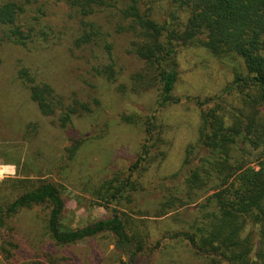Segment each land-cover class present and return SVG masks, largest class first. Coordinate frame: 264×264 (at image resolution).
<instances>
[{
	"label": "trees",
	"instance_id": "trees-1",
	"mask_svg": "<svg viewBox=\"0 0 264 264\" xmlns=\"http://www.w3.org/2000/svg\"><path fill=\"white\" fill-rule=\"evenodd\" d=\"M38 2H0V31L20 49L30 50L28 44L36 36L43 41L37 40L38 45L42 46L46 41L45 32H34V23L42 15V5ZM45 2L63 4L79 18L77 36L73 40L75 48L90 50L91 55L101 49L105 54L107 62L91 68L102 85L124 81L121 70H116L114 47L108 40L112 34L125 36L126 54L140 67L127 76L124 84L119 83L116 89L120 95L153 91L157 95L158 109L176 104L179 99L174 98L173 91L178 79L177 51L186 47L201 48L214 58L237 63L239 68L234 70V85L256 91L250 103L253 110L264 107V0ZM32 3L38 4L35 20L27 14ZM31 49L38 50L36 46ZM20 63L16 78L20 90L35 105L41 117L51 120L57 135L73 126L75 120L92 115L88 103L59 94L30 66ZM91 102L95 106L100 104L98 98ZM209 103L208 99L196 103L200 107V126L196 142L184 153L182 169L186 175L183 184L167 185L161 190L155 216L163 217L198 203L197 214L186 230L167 232L154 243L153 250H161L168 242L178 241L186 243L190 252L204 264H264V156L251 166L252 161L246 153V149L257 150L264 144V114L259 118L256 116L258 111H253L246 116L247 122L234 115V120L229 123L219 114L218 108L204 109ZM119 121L140 129L143 137L137 157L127 173L104 179L90 192L105 205L114 204L108 218L82 229L62 231L65 203L56 185L43 182L26 188L5 208L0 207V230L9 218L24 210L38 208L42 213L43 234L56 246H72L108 236L126 257L121 264H139L137 259L150 246L145 242L148 234L136 230L134 219L123 213L120 205L122 201H133V195L139 191L141 176L157 157L164 158V153L159 150L167 141L162 136L164 126L157 122L155 115H122ZM41 134L40 126L34 122L21 130L27 146L36 142ZM81 140H72L74 144L64 150L67 162L74 160L86 141ZM58 153L54 169L56 177L60 178L63 146ZM31 164H14L17 174L22 177V180L13 181L14 185L26 183L31 173L42 177L40 166ZM247 226L256 228V242L251 233L246 232Z\"/></svg>",
	"mask_w": 264,
	"mask_h": 264
},
{
	"label": "rangeland",
	"instance_id": "rangeland-1",
	"mask_svg": "<svg viewBox=\"0 0 264 264\" xmlns=\"http://www.w3.org/2000/svg\"><path fill=\"white\" fill-rule=\"evenodd\" d=\"M38 4L42 5V15L34 23V32L40 34L43 31L47 34L42 46L37 44L40 38L36 36L28 44L30 50L20 49L0 31V207L5 208L12 203L26 188L48 182L57 186L65 203L62 231L82 229L108 218L114 204L105 205L90 192L104 179L127 173L137 157L143 137L140 129L120 123L119 117L155 115L165 130L162 136L167 141L166 146L159 150L164 153V158L160 160L157 157L155 163L141 176L139 191L133 195V201H122L120 205L123 213L134 219L136 230L148 234L145 242L150 246L137 262L204 264L183 242L171 241L161 250H153L154 243L164 234L186 230L197 214L198 203L156 217L161 190L167 185L183 184L186 175L182 169L184 153L189 145L196 142L200 126V107L196 103L208 99L210 103L204 109L218 108L219 114L229 123L234 120V115L247 122L246 116L253 111H258L256 116L259 118L264 114V107L258 106L253 110L250 106L256 91L234 85L235 72L239 68L237 63L214 58L201 48L186 47L179 48L176 57L178 79L173 96L179 102L158 109L155 103L157 95L153 91L120 95L116 89L119 83L124 84L127 76L140 67L126 54L125 36L112 34L108 40L114 47L112 53L116 70H121L124 81L110 86L102 85L91 68L107 62L105 54L101 49L91 55L90 50L75 48L73 40L77 36L79 18L63 4L45 0H39ZM38 4L32 3L27 13L34 20ZM33 46L38 50L31 49ZM20 62L30 66L59 94L74 96L88 103L92 115L75 120L73 126L57 135L51 120L41 117L35 105L20 90L16 79ZM96 98L100 102L97 106L91 102ZM30 122L40 126L42 134L36 142L27 146L21 130ZM72 140H81L83 143L74 160L67 162L64 150L74 144ZM62 146L63 174L60 179L56 177L54 162ZM246 153L252 161L251 166H254L264 156V144L257 150L246 149ZM21 162L40 166L42 177L31 173L26 183L14 185L13 181L22 180L14 166L21 165ZM41 214L38 208L24 210L6 221L5 227L0 230V264H121L126 261V257L115 248L114 240L108 236L72 246H56L43 234ZM246 232L251 233L256 242V228L247 226Z\"/></svg>",
	"mask_w": 264,
	"mask_h": 264
}]
</instances>
